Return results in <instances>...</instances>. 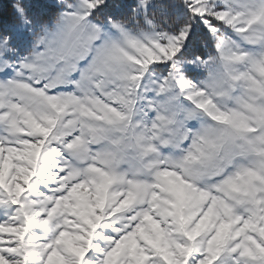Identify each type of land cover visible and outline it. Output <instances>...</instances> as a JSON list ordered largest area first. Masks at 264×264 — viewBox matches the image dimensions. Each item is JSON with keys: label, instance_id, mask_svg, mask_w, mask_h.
Returning a JSON list of instances; mask_svg holds the SVG:
<instances>
[{"label": "snow or ice", "instance_id": "1", "mask_svg": "<svg viewBox=\"0 0 264 264\" xmlns=\"http://www.w3.org/2000/svg\"><path fill=\"white\" fill-rule=\"evenodd\" d=\"M0 264H264V0H0Z\"/></svg>", "mask_w": 264, "mask_h": 264}]
</instances>
